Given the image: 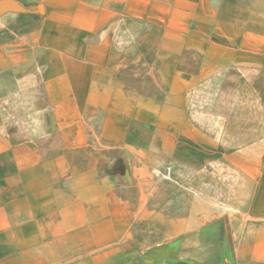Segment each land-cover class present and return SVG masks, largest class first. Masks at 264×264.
I'll list each match as a JSON object with an SVG mask.
<instances>
[{
  "label": "crops",
  "instance_id": "crops-1",
  "mask_svg": "<svg viewBox=\"0 0 264 264\" xmlns=\"http://www.w3.org/2000/svg\"><path fill=\"white\" fill-rule=\"evenodd\" d=\"M0 264H264V0H0Z\"/></svg>",
  "mask_w": 264,
  "mask_h": 264
},
{
  "label": "rangeland",
  "instance_id": "rangeland-1",
  "mask_svg": "<svg viewBox=\"0 0 264 264\" xmlns=\"http://www.w3.org/2000/svg\"><path fill=\"white\" fill-rule=\"evenodd\" d=\"M164 176L166 177V178H169V174L168 173H164Z\"/></svg>",
  "mask_w": 264,
  "mask_h": 264
}]
</instances>
